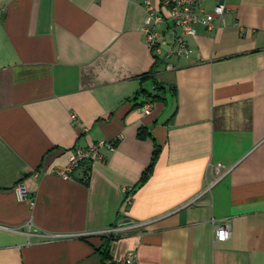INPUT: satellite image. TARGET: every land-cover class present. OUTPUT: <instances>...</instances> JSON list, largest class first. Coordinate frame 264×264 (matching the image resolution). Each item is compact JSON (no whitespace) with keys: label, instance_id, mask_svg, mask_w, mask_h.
Listing matches in <instances>:
<instances>
[{"label":"crops","instance_id":"obj_1","mask_svg":"<svg viewBox=\"0 0 264 264\" xmlns=\"http://www.w3.org/2000/svg\"><path fill=\"white\" fill-rule=\"evenodd\" d=\"M144 1L0 0V264H103L108 237L92 233L125 220L144 224L109 258L264 264V0L204 1L225 20L197 25L171 70L145 41ZM98 141L114 149L71 180L53 173ZM213 219L230 239L214 241Z\"/></svg>","mask_w":264,"mask_h":264},{"label":"built area","instance_id":"obj_2","mask_svg":"<svg viewBox=\"0 0 264 264\" xmlns=\"http://www.w3.org/2000/svg\"><path fill=\"white\" fill-rule=\"evenodd\" d=\"M207 0H160L159 4H155L152 0H145L143 3L145 10V19L143 32L147 46L157 54L163 53L162 61L164 68L171 70L173 64L169 62L172 57L189 58L192 56L194 49L187 42L186 38L195 35L196 26L201 25L208 30L215 29L220 23L225 20V3L219 1L211 11H205L202 3ZM166 25L170 34V38L165 37L159 30V26ZM167 47L163 51V47ZM151 101L143 106L145 115L151 114ZM73 124L78 123L75 113L71 114ZM116 140V139H115ZM113 150L114 146L111 141H98L87 147H77L70 151L67 164L59 166L53 170V173L64 179L71 180L72 173L79 169L84 162L102 160L103 150ZM222 165H218L217 168ZM89 175H85L88 179ZM16 193L19 200L26 198L22 192L21 186H16ZM130 197L126 198V202H130ZM33 204V203H31ZM144 223L134 220L119 221L112 227L105 228L92 233V235L104 237H117L124 232L131 231L141 227ZM214 227V241L220 242L230 239L231 227L225 221L212 220ZM30 226V223L28 224ZM86 234H57L55 238H66L85 236ZM137 256L134 251H128L124 257L120 259L108 258L103 264H136Z\"/></svg>","mask_w":264,"mask_h":264},{"label":"trees","instance_id":"obj_3","mask_svg":"<svg viewBox=\"0 0 264 264\" xmlns=\"http://www.w3.org/2000/svg\"><path fill=\"white\" fill-rule=\"evenodd\" d=\"M163 87L160 85V83L156 82V87H155V92L154 93H150L148 95L149 97V101L151 102H158L160 101L163 97L162 95L159 93L160 91H162ZM144 104V103H142ZM148 136V134L146 133V129L145 128H140L138 131V137L141 139H144ZM160 147L159 145L156 144V146L154 147V151L152 153V157H151V161L149 163V165L147 166L146 170L143 172L142 177L139 181V184L144 183L149 176L151 175L153 168L156 164V161L158 159V156L160 154ZM118 238V237H117ZM114 240L113 237H108L105 242L104 245L102 246V250L100 249V253L104 256V259H108L109 258V252H108V248H109V244L110 242Z\"/></svg>","mask_w":264,"mask_h":264}]
</instances>
